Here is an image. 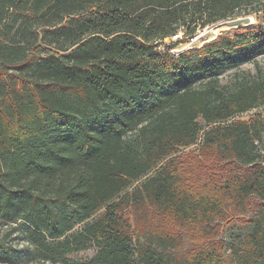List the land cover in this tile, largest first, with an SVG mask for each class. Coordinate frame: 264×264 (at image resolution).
<instances>
[{
	"label": "trees",
	"instance_id": "16d2710c",
	"mask_svg": "<svg viewBox=\"0 0 264 264\" xmlns=\"http://www.w3.org/2000/svg\"><path fill=\"white\" fill-rule=\"evenodd\" d=\"M260 2L0 0L1 264H264V115L229 122L264 105V72L221 83L264 55V25L158 50ZM201 136L235 167H185L179 148ZM231 212L249 230L230 245L164 227L211 239ZM137 217L177 256L144 245Z\"/></svg>",
	"mask_w": 264,
	"mask_h": 264
},
{
	"label": "rangeland",
	"instance_id": "374dc122",
	"mask_svg": "<svg viewBox=\"0 0 264 264\" xmlns=\"http://www.w3.org/2000/svg\"><path fill=\"white\" fill-rule=\"evenodd\" d=\"M257 6L261 7L262 9L251 14H248L245 11L244 13L242 12L240 14H237L232 19H229L227 21H223L215 25L198 29V31L193 36H185V31L181 30L179 34L173 37H167L163 41L159 42L158 50L161 52L168 50L173 55H179L187 51H197L201 49L203 45L214 41L218 37H221L226 34H234L239 30V28L255 25H264V0H262L260 4H257ZM259 69L264 72V55L259 56L255 61L253 60L243 64L238 69H232L225 72L223 75H221V83L223 85H231L235 81L236 74L256 75L259 72ZM258 114L264 115V105L240 113L236 115L233 119L229 120V122L248 121ZM199 121L203 127V131L209 128V126L206 125L205 121L202 118H200ZM201 144L202 136L198 140L197 144L179 148L177 154L181 158V161H186L185 167H187L188 164H190L189 167H202L201 165H205V163L208 167H235L233 164L226 163L222 159H218L216 156L205 155L204 152H201ZM138 184H140V181L135 182V185ZM104 210L105 209L102 208L98 210L90 219L76 224L74 228L70 232H68L67 235L77 232L86 224V222L93 221L99 218L104 213ZM231 214L232 216L228 219V221L221 222L218 220L222 227L216 237L211 239H208L201 233H196L195 231L175 228L170 223H166L164 227L168 230L174 231L178 236L181 235L182 238H184V244L187 246L192 244V238L199 240L201 243L206 244L222 242L224 244L226 243L227 245H230L232 240L236 236L244 235L249 230L247 226L241 224L236 214H233V212H231ZM136 219L137 220H135V223H137V227H139V229L143 228L140 231V239L142 243H144V245H150L161 253H164L168 257L177 256L178 252L176 249L166 246L163 241H161L150 233L149 226L145 227V225H149L150 222L145 221L144 217H137ZM7 227V225L0 226V239L4 237ZM7 240L9 241V243H12L13 245L18 247H22L27 243L25 240V235L21 229H16L11 235L7 237ZM179 252L181 253V250ZM22 264L49 263L44 262L39 257H37L31 261L23 262Z\"/></svg>",
	"mask_w": 264,
	"mask_h": 264
}]
</instances>
